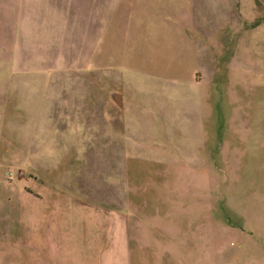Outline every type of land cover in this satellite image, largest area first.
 Wrapping results in <instances>:
<instances>
[{"label": "rangeland", "instance_id": "1", "mask_svg": "<svg viewBox=\"0 0 264 264\" xmlns=\"http://www.w3.org/2000/svg\"><path fill=\"white\" fill-rule=\"evenodd\" d=\"M38 1L0 11V264H81L119 189L137 264H264V0Z\"/></svg>", "mask_w": 264, "mask_h": 264}, {"label": "crops", "instance_id": "2", "mask_svg": "<svg viewBox=\"0 0 264 264\" xmlns=\"http://www.w3.org/2000/svg\"><path fill=\"white\" fill-rule=\"evenodd\" d=\"M101 1L104 4V0ZM115 1L119 2L121 0H115ZM37 5H39L38 0H0V11L3 13L1 18L4 19L3 22L6 23L7 25L6 29L8 34H11L13 37H15L14 35H17L19 33L24 23L23 11L26 8L33 9ZM180 8L182 14L181 16L182 22H184L186 21V19H188L189 16H186L185 8H183L182 6H180ZM204 18H205L204 21L210 19L206 17ZM215 19L213 21L211 20L212 24L213 23L215 24ZM188 20L190 22L192 21L191 18H189ZM211 21L209 22V24L211 23ZM193 24L196 26L195 22H193ZM213 29L214 32L212 31ZM194 32H195V37L193 39V42L195 44L205 43L204 48L206 50V53H208L207 55H211L212 53V57H213L212 64H214L216 62L215 54L217 47V42L215 40L216 38L215 27L214 28L211 27V29L209 28L206 31L202 29L200 32L194 30ZM211 32H213V34ZM212 37H213V41L211 40ZM2 53L4 54V56H9L7 49H3ZM4 61L8 63L7 60L4 59ZM112 100L116 104L119 103L121 105L122 102L124 101V97L121 93H115L112 96ZM255 150H259V148L256 147ZM142 193H143L142 191L137 194L127 193V198L126 197L122 198L119 189V193L118 194L116 193L114 195L115 199L113 204V207L114 205H116L117 208L112 209V211L110 212L111 215L105 217V213L103 210L99 212L100 218H96L97 222L94 223L92 227H97L94 228L93 231L100 233V237L94 241L86 242L80 245L81 248L87 250L86 252L83 251L81 254L82 256L80 257L79 260L81 261L80 262L81 264H137L138 262L141 263L143 261L142 254H146V249L153 247V242H149L148 240L144 239L145 238L144 235L148 230H155L156 227H138L137 223L134 221V219H132L133 216H128L124 214L120 209L123 199L124 200L127 199L129 206L131 205L133 206V204L137 203L142 199ZM162 228H163L162 230L166 231V227H162ZM226 228L229 232L235 231L239 233L240 232L244 233L245 231H249L248 229H245L243 227H239V228L226 227ZM159 244H162V242ZM170 244H173V242ZM181 244L184 243L181 242ZM168 247L169 246L165 245L166 254L168 253L167 251ZM75 261L78 260L70 261L69 259L68 260L66 259L64 264L77 263ZM145 261L146 259L143 262ZM230 262L232 264L239 263V261H233V260ZM157 263H159V261H157ZM160 264H163V262L162 263L160 262ZM176 264H187V263H184V259L182 258V259H178ZM188 264H217V261L215 255L210 253V255L208 256L203 255L202 257L200 256L199 258L198 257L193 258L192 261ZM227 264L230 263L227 262Z\"/></svg>", "mask_w": 264, "mask_h": 264}]
</instances>
